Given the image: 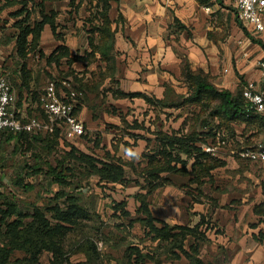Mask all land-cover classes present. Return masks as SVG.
Listing matches in <instances>:
<instances>
[{
  "label": "crops",
  "instance_id": "0c3cea01",
  "mask_svg": "<svg viewBox=\"0 0 264 264\" xmlns=\"http://www.w3.org/2000/svg\"><path fill=\"white\" fill-rule=\"evenodd\" d=\"M28 2V8L33 10V1ZM85 2L44 0V12L55 14L56 32L60 37L46 24L38 49L23 56L17 45L16 24L25 16L17 15L23 4L20 0H0V72L8 74L13 85L17 117L26 121L37 116L48 123L43 108L47 83L71 71V77L61 82L70 79L76 89L84 92L77 99L75 109L85 126V135L77 142L69 141L62 124L54 123L53 132L61 129V137L57 139L60 149L47 159L55 164L56 156L74 145L77 150L102 161L120 159L124 166L122 182L98 183L93 175L75 188V192L87 190L91 180L106 195L108 187L121 185L126 193L121 200L111 199L109 207L113 212L114 203L125 200V208L136 218L141 203L137 196H146L157 227H199L202 240L198 256L206 264H264V240L260 239L264 234V163L252 162L240 155L243 145L264 140L262 120L246 116L227 118L221 114L212 129L215 140L222 138L226 143L217 154H211L205 151V146L212 142V130L204 122L206 112L196 124L199 134L194 143L218 164L209 172H197L199 180L193 171L197 153L184 154L176 146L170 150L186 160L185 166L172 161L173 169L155 172L156 186L150 192L145 181L148 174L143 171L148 163L147 155L162 148L161 134L185 136L195 125L193 113L201 109L195 104L179 103L190 94L182 76L184 59L193 70L201 69L209 74L217 87L232 92L244 86L246 80L261 78L255 61L264 54L262 44L239 20L234 0H107L111 33L109 40L103 41L99 29L91 31L85 21L89 15L88 11H82ZM205 6H210L211 11H205ZM39 17L36 8L32 18ZM91 35L94 45L99 46L91 59L70 62L69 57H63L59 64L46 59L59 45L67 47L70 57L90 53ZM46 39L54 46L50 52V45L48 50L44 49ZM244 52L248 53L247 57ZM58 91H62L61 85ZM47 134L40 131L6 140L0 133V147L13 144L16 153L19 148L29 147L27 154L30 155L25 159L30 163L31 158L30 164H35V156L40 154L37 147ZM40 161L43 170L26 174V182L33 186L31 190L44 184L47 188L43 189L52 196L59 185L47 174L42 158ZM18 168L7 181L11 192L17 189L12 180L21 174ZM79 178L77 174L73 179ZM0 179L3 182L4 178ZM130 199L135 204L133 209L129 206ZM115 215L140 246L149 248L157 244L158 240L145 238L139 220L130 223L120 213ZM136 227L140 230L138 234L134 232ZM160 256V264L165 261L176 264L181 260L191 264L185 256L174 261L167 259L166 254ZM147 264L154 263L147 261Z\"/></svg>",
  "mask_w": 264,
  "mask_h": 264
},
{
  "label": "trees",
  "instance_id": "16d2710c",
  "mask_svg": "<svg viewBox=\"0 0 264 264\" xmlns=\"http://www.w3.org/2000/svg\"><path fill=\"white\" fill-rule=\"evenodd\" d=\"M32 1L34 4L33 10L28 8V0H20L23 7L17 13V15H25L23 19L16 22L19 28L17 45L19 53L23 54V56L30 51L38 49L41 32L46 24L51 26L53 33L56 34L57 37H60L56 32L58 24L56 23L55 14L51 13V15H49L44 12V0ZM88 2L90 7L93 6V9L88 11L89 15L85 20L86 23L90 26L91 31L99 29L100 36L102 35V41L105 40V38L109 40L111 33V20L107 12L109 3L107 0H88ZM36 8L40 13V17L33 19L32 12ZM28 37H31V39L28 40ZM93 40L94 36L91 35L90 43L92 51L90 53L70 57L67 47L65 45H59L50 55L46 56V59L49 63L56 64H59L63 57H69L70 62L72 60L83 58L91 59V57H93V52L99 47L98 45H94ZM40 54L41 56L43 55L41 51ZM71 74L72 72L68 71L65 74H61V77L59 76L53 80L56 82L57 86H60L61 79L71 77ZM101 75L102 77H105V74L101 73ZM182 76L188 84L190 94L179 103L195 104L201 109L198 112L193 113V123L195 125L185 136L171 137L168 134H161L159 138L163 144L162 148L160 147L157 152L147 155L148 163L147 166L143 168V171L145 174H148V176L145 177V181L149 185L148 192L152 191L156 186L154 184L155 179H157L155 172L173 169L174 166L171 164L172 161L181 162L183 166L186 164V160L182 159L180 154L174 155L170 150V147L174 148V146H176L178 149L182 150L184 154L188 155L197 153V160L193 166V171L196 173L197 180H199L197 172H209L210 169L218 164L214 157L202 151L194 143V140L199 134L196 130V124L203 120L202 117L203 115H206V112L208 113L207 117L204 118V122H207L205 125L209 126L212 130V133L210 134L212 141L215 140V131L212 128L215 126V119L218 116H221V114L227 118L241 116L254 117L262 120L264 123V116L256 114L249 109V106L242 95L243 85L236 92H232L229 89L219 88L212 83L209 74L204 73L201 69L193 70L187 59H184L182 63ZM76 111L77 110L75 109V113ZM1 133L6 137V140H10L14 137L24 138L27 135L35 134L28 132L16 134L10 131H3ZM59 137H61V129L59 128L53 133H49L47 136L42 137L41 145L37 147L40 154L35 156L37 162L35 164H30L26 161L23 166H19L18 170L21 174H18L12 180V183L16 188L20 187L25 190H31L33 186L30 182H26V174L41 172L43 170V162L40 161V158H42L44 164L47 165V174L59 185V189L50 196L49 204L45 206V208L40 209L39 207H34L33 210L37 211L38 214L36 217L32 216V219L29 222L30 224L26 226L25 231H22L25 236H29L28 240L31 244L37 245L36 240H34L32 236L35 234L39 235L43 229H47L51 234V237L54 238L56 235L55 232H57V235L59 234L58 231H56L58 228L63 230L77 222L80 218L88 216L92 217L90 214V208L82 203L80 193L75 192V188L80 187L85 179L94 175L98 178V183L102 181L115 183L123 181L124 166L120 159L102 161L88 153L77 150L74 145L71 146V150L65 151L64 154L61 153V155H59L60 157L57 155L55 158V164L51 163L47 158L50 157L53 152H59L60 146L57 140ZM83 137L84 135L81 138ZM163 140L166 141L164 142ZM17 150L21 151V148ZM24 150V153L27 154L29 147ZM202 161H205V163ZM24 172L26 173L24 174ZM77 174L80 177L79 180L73 179L74 175ZM68 177L71 178L69 179ZM77 177L78 176H76V178ZM137 199H139L141 203L137 210L138 216L136 218H132L131 213L125 208V200L114 203V213H120L119 216L128 218L130 223L139 220L143 225L145 238L151 241L158 240V242L154 247L151 245V247L148 248L146 245L140 246L141 243L134 242L133 240L125 246L119 264H147V261L154 264H160L161 254H166V258L171 259L172 261L185 256L191 264H206L198 256L202 240V234L199 231V227H169L166 225L159 228L154 223L155 218L148 207L146 196L140 194L137 196ZM20 212L19 205L17 201L12 198L11 194H7L5 191L0 190V219L4 226H9L7 227V230L11 231L13 227L12 225H9L10 222H8L7 218L19 215ZM46 212L51 214V219L46 218ZM34 220L37 222L40 220V225L34 227L36 224ZM52 220H54L56 224H53ZM117 225L120 226L122 224L119 223ZM30 227L33 230H30ZM263 235H260L261 240H264ZM12 236L13 238H21V236L16 233ZM192 238H194V241L189 242ZM5 242V247L8 250L5 247H2L0 248V252H4L5 249L6 253L9 254L11 251V246H9L10 243L15 244V242L10 240H5ZM29 242L26 241L24 243L30 244ZM186 245H188V248ZM98 262V256L94 258L89 256L86 261H80L77 264H98Z\"/></svg>",
  "mask_w": 264,
  "mask_h": 264
},
{
  "label": "rangeland",
  "instance_id": "374dc122",
  "mask_svg": "<svg viewBox=\"0 0 264 264\" xmlns=\"http://www.w3.org/2000/svg\"><path fill=\"white\" fill-rule=\"evenodd\" d=\"M92 9L93 6L90 7L86 0L82 5V11L86 12ZM43 45H45L44 49L48 50L49 40L46 39ZM53 48L54 46H51L48 51L50 52ZM24 151L22 147L21 151L16 153L15 146L13 147V144L9 143L0 147V178H4L0 183V189L11 194L21 210L19 215L7 218L10 222L9 225L13 226L11 231L7 230L9 226H4L0 219V248L5 247V240L15 242V244L10 243L9 254L5 249L4 252H0V264H77L80 261H86L89 256L91 258L98 256V264H119L125 246L135 240L133 233L129 234L126 225H117L121 221H117L116 213L109 207L111 199L121 200L126 193L121 185L108 187L109 193L106 195V191L101 190L100 187L97 188L94 185L96 181L91 180L87 190H80V198L82 203L91 209L92 217L80 218L63 230L58 228L56 231L59 234L57 235L55 232L54 238L51 237L47 229H43L39 235L34 232L36 236L34 235L32 238L36 240L37 245L29 242V236H25L22 231L26 230L32 216H37L38 213L33 210L34 207L45 208L49 204L50 196L47 195L48 192L45 190L47 187L44 184L37 185L39 189L36 190H25L19 187L14 192L10 191L7 181L13 176L16 167L25 164L24 157L30 155L25 154ZM29 160L30 163L33 162L31 158ZM53 161H55L54 158H52ZM49 187L52 188V186ZM129 202V206L133 209L135 205L133 199H130ZM46 218L51 219V214L46 212ZM52 222L56 224L54 220ZM35 223L34 227L40 225V220ZM30 230L33 229L30 227ZM134 232L135 234L140 233L139 228L136 227ZM15 233L21 238H13L12 235ZM26 241L30 244H25ZM184 263L185 260H181L176 264ZM164 264H168V262L165 261Z\"/></svg>",
  "mask_w": 264,
  "mask_h": 264
},
{
  "label": "built area",
  "instance_id": "2783aa9c",
  "mask_svg": "<svg viewBox=\"0 0 264 264\" xmlns=\"http://www.w3.org/2000/svg\"><path fill=\"white\" fill-rule=\"evenodd\" d=\"M234 6L239 20L248 27L251 36L262 44L264 50V0H234ZM204 9L211 11L210 6H205ZM243 55L247 57L248 53L244 52ZM255 65L260 70L261 78L246 80L242 95L252 112L264 116V54L256 59ZM224 71L227 72L228 69ZM61 87L62 91L59 93L54 80H50L46 87L43 108L48 123L37 116L23 121L15 112L16 94L10 78L8 74L0 72V133H50L54 130V123L60 122L67 140L76 141L85 135V126L75 113L77 99L83 96L84 92L76 89L70 79L62 80ZM225 143L224 139L217 138L205 146V151L217 154ZM240 155L252 162L264 163V140H255L243 145Z\"/></svg>",
  "mask_w": 264,
  "mask_h": 264
}]
</instances>
